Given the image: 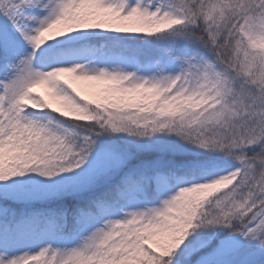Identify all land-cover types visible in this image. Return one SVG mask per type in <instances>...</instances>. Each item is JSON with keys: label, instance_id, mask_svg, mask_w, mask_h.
<instances>
[{"label": "snow or ice", "instance_id": "obj_1", "mask_svg": "<svg viewBox=\"0 0 264 264\" xmlns=\"http://www.w3.org/2000/svg\"><path fill=\"white\" fill-rule=\"evenodd\" d=\"M0 264H264V0H0Z\"/></svg>", "mask_w": 264, "mask_h": 264}]
</instances>
